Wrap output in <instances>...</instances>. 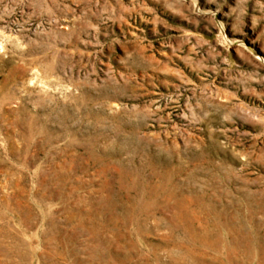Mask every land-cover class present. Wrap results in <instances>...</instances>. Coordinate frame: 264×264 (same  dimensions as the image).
Wrapping results in <instances>:
<instances>
[{
	"label": "rangeland",
	"instance_id": "rangeland-1",
	"mask_svg": "<svg viewBox=\"0 0 264 264\" xmlns=\"http://www.w3.org/2000/svg\"><path fill=\"white\" fill-rule=\"evenodd\" d=\"M0 264H264V0H0Z\"/></svg>",
	"mask_w": 264,
	"mask_h": 264
}]
</instances>
